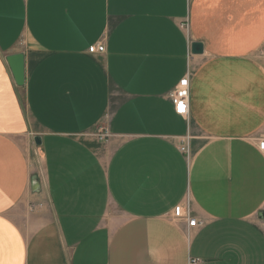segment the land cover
Wrapping results in <instances>:
<instances>
[{
    "label": "crops",
    "instance_id": "0c3cea01",
    "mask_svg": "<svg viewBox=\"0 0 264 264\" xmlns=\"http://www.w3.org/2000/svg\"><path fill=\"white\" fill-rule=\"evenodd\" d=\"M263 138L264 0H0V264H264Z\"/></svg>",
    "mask_w": 264,
    "mask_h": 264
},
{
    "label": "built area",
    "instance_id": "2783aa9c",
    "mask_svg": "<svg viewBox=\"0 0 264 264\" xmlns=\"http://www.w3.org/2000/svg\"><path fill=\"white\" fill-rule=\"evenodd\" d=\"M89 52L94 53H105L106 47L103 43L93 45L89 48ZM190 97H191V83L188 77L183 78L176 89L171 93L170 98L172 104L174 105L175 113L179 116H186L190 112ZM183 103L184 111L179 110V105ZM110 132L108 129H102L99 132V137L103 140L109 137ZM259 149L264 152V139L259 142ZM182 151L185 152L186 148H182ZM174 217L177 220L186 219L189 221V226L194 227L197 224L196 219L192 218L191 209L189 204L186 206H178L174 210Z\"/></svg>",
    "mask_w": 264,
    "mask_h": 264
},
{
    "label": "water",
    "instance_id": "95a60500",
    "mask_svg": "<svg viewBox=\"0 0 264 264\" xmlns=\"http://www.w3.org/2000/svg\"><path fill=\"white\" fill-rule=\"evenodd\" d=\"M204 46L202 43L195 42L192 45V53L193 54H201L203 53ZM11 67L13 70L14 77L16 79V82L19 86H23L25 82V77H24V58L22 55H19L17 57H13L10 60ZM36 142L38 145L41 144V139L37 138ZM264 216V213H263Z\"/></svg>",
    "mask_w": 264,
    "mask_h": 264
},
{
    "label": "snow or ice",
    "instance_id": "6c2138e0",
    "mask_svg": "<svg viewBox=\"0 0 264 264\" xmlns=\"http://www.w3.org/2000/svg\"><path fill=\"white\" fill-rule=\"evenodd\" d=\"M179 110H180V111H184V105H183V103H181V104L179 105Z\"/></svg>",
    "mask_w": 264,
    "mask_h": 264
},
{
    "label": "rangeland",
    "instance_id": "374dc122",
    "mask_svg": "<svg viewBox=\"0 0 264 264\" xmlns=\"http://www.w3.org/2000/svg\"><path fill=\"white\" fill-rule=\"evenodd\" d=\"M263 139H264V138H263ZM263 139H261V140H263ZM261 140H260V141H261ZM263 153H264V152H263Z\"/></svg>",
    "mask_w": 264,
    "mask_h": 264
}]
</instances>
